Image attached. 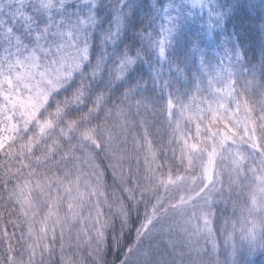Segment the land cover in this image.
Segmentation results:
<instances>
[{
	"label": "snow or ice",
	"instance_id": "snow-or-ice-1",
	"mask_svg": "<svg viewBox=\"0 0 264 264\" xmlns=\"http://www.w3.org/2000/svg\"><path fill=\"white\" fill-rule=\"evenodd\" d=\"M9 183L5 264H264V0H0Z\"/></svg>",
	"mask_w": 264,
	"mask_h": 264
},
{
	"label": "trees",
	"instance_id": "trees-1",
	"mask_svg": "<svg viewBox=\"0 0 264 264\" xmlns=\"http://www.w3.org/2000/svg\"><path fill=\"white\" fill-rule=\"evenodd\" d=\"M13 181L15 177H12ZM14 190L13 183H9L7 189L0 188V226L7 225L9 232V239L11 243L15 247L17 255V259H21V255L24 259H27L28 256V248L27 245L29 242L32 243L33 247H36V241L32 236L28 234V219L23 215L19 205L14 201H9L7 198V194L9 191ZM106 214L108 213V209H105ZM40 219L39 215L35 218V221ZM33 221V228L38 230L39 224ZM19 225V227H17ZM89 234L94 235L92 231V226L89 225ZM14 233V235H12ZM66 233V242H67ZM40 249L43 247V241L39 242ZM147 247V243L144 245ZM65 253L69 252H79L82 254L85 259L89 261V264H92L91 258L88 257L87 253L89 249L87 246L77 247V241L75 237V233L72 234V242L71 247H65ZM7 250L5 249L2 242H0V264H5L4 257L7 256ZM59 259V247H56V254L49 259L48 255L45 254L44 264H53L55 260ZM39 264V260L37 261Z\"/></svg>",
	"mask_w": 264,
	"mask_h": 264
}]
</instances>
